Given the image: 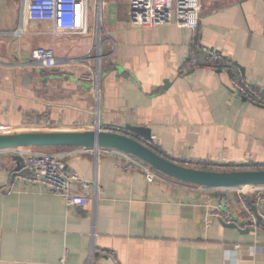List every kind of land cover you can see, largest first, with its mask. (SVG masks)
Here are the masks:
<instances>
[{"label":"crops","instance_id":"obj_1","mask_svg":"<svg viewBox=\"0 0 264 264\" xmlns=\"http://www.w3.org/2000/svg\"><path fill=\"white\" fill-rule=\"evenodd\" d=\"M104 3L100 122L123 132L148 128L151 139L143 141L176 161L264 165V106L238 97L228 71L179 72L190 53L203 60L202 45L264 88V0H201L195 30L136 27L128 0ZM23 4L0 0V123L12 132L93 129L90 91L71 75L86 69L65 60L95 54L96 28L57 32L50 22L26 20ZM21 24L23 33L12 35ZM40 46L53 49L62 68L15 66ZM23 150L0 151V264H264V229L242 233L214 217L204 226L211 206H225L223 197L234 219H245L234 187L159 173L148 180L141 169L127 170L114 149L62 147L54 152L91 182L76 189L86 202L67 206L29 184L5 191Z\"/></svg>","mask_w":264,"mask_h":264},{"label":"built area","instance_id":"obj_2","mask_svg":"<svg viewBox=\"0 0 264 264\" xmlns=\"http://www.w3.org/2000/svg\"><path fill=\"white\" fill-rule=\"evenodd\" d=\"M105 0H94L97 10L96 23V44L84 55L65 60L67 64H76L85 67V71L78 75H73L75 80L86 85L91 94V105L89 110L94 114L95 127L99 130L123 133L117 127L105 126L99 118L100 100V78H101V8ZM89 2L90 0H24L23 12L26 20L33 22H50L54 31L57 32H78L85 34L89 32ZM201 7V0H128L127 16L131 25L136 27H152L165 24H175L180 28L195 30L198 26V13ZM23 33V25H19L11 34L19 36ZM203 51V60L200 61L194 53H190L187 59L179 67L181 74L206 68L209 70H225L230 73V84L234 93L245 101L264 106V88L256 86L248 81L239 69L227 60L219 51L197 46ZM91 60L95 63L91 64ZM62 61L56 57L53 49L48 47H36L30 53L29 61L18 63L21 67L32 66L41 70H53L62 68ZM11 129L0 123V134L11 133ZM106 149V148H101ZM121 153V152H119ZM125 158V168L132 170L141 169L148 180H152L156 171L137 158L121 153ZM22 165L14 172L5 191L11 193L19 184H29L45 193L59 196L67 206L83 205L86 202L85 195L76 189H87L91 182L79 176L76 171L68 168L63 157L56 152H38L23 150L19 153ZM173 160V159H172ZM187 167L214 169V170H237V169H261L264 165L249 163H216L201 160L176 161ZM238 199L245 211V221H237L229 213V199L223 197L221 203L211 206L204 215V226H208L211 218H218L224 223H234L243 230L258 229L256 216L252 211L255 207L257 214L264 223V214L261 207L264 203V185H245L234 187ZM108 260L116 263L112 252L107 253Z\"/></svg>","mask_w":264,"mask_h":264},{"label":"water","instance_id":"obj_3","mask_svg":"<svg viewBox=\"0 0 264 264\" xmlns=\"http://www.w3.org/2000/svg\"><path fill=\"white\" fill-rule=\"evenodd\" d=\"M103 124V123H102ZM126 132L118 133L97 128L82 131H22L0 134V150L26 147H82L114 149L131 155L151 169L179 182L204 187H237L245 185H264V168L214 170L187 167L165 157L152 149L144 140L151 139L150 130L143 126H128ZM141 138V139H140ZM22 165L21 158L16 157ZM256 225L264 228L261 217L252 206ZM221 221V220H220ZM245 221V220H243ZM224 223L223 221H221ZM227 227L237 228L234 223H224ZM249 233L253 229H239Z\"/></svg>","mask_w":264,"mask_h":264},{"label":"rangeland","instance_id":"obj_4","mask_svg":"<svg viewBox=\"0 0 264 264\" xmlns=\"http://www.w3.org/2000/svg\"><path fill=\"white\" fill-rule=\"evenodd\" d=\"M95 8L96 7L94 4V0H90V2H89V21H90L91 30L94 29V27L96 26V23H97V10ZM101 38H102V40L105 39L103 30H101ZM27 148L29 149V147H27ZM30 148H31V150L36 151V149H33V147H30ZM45 151H38V152H45ZM47 152H54V150L48 149Z\"/></svg>","mask_w":264,"mask_h":264},{"label":"trees","instance_id":"obj_5","mask_svg":"<svg viewBox=\"0 0 264 264\" xmlns=\"http://www.w3.org/2000/svg\"><path fill=\"white\" fill-rule=\"evenodd\" d=\"M151 147V146H150ZM23 148V147H22ZM27 148V147H26ZM60 148H62L61 146H53V147H33V149H36V151H45V152H47V150L48 149H52V150H56V149H60ZM152 148V147H151ZM14 149H21V148H14ZM28 149V148H27ZM29 149H31L30 147H29ZM152 149H154V148H152ZM155 150V149H154ZM1 151V150H0Z\"/></svg>","mask_w":264,"mask_h":264}]
</instances>
